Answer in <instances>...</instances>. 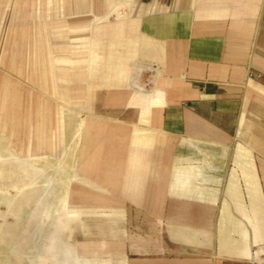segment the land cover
Here are the masks:
<instances>
[{
	"label": "crops",
	"instance_id": "1",
	"mask_svg": "<svg viewBox=\"0 0 264 264\" xmlns=\"http://www.w3.org/2000/svg\"><path fill=\"white\" fill-rule=\"evenodd\" d=\"M0 249L264 264V0H0Z\"/></svg>",
	"mask_w": 264,
	"mask_h": 264
},
{
	"label": "rangeland",
	"instance_id": "2",
	"mask_svg": "<svg viewBox=\"0 0 264 264\" xmlns=\"http://www.w3.org/2000/svg\"><path fill=\"white\" fill-rule=\"evenodd\" d=\"M1 250V249H0ZM1 259H2V261H6V262H1ZM9 259L10 258H3V257H0V264H14V263H11L10 261H9Z\"/></svg>",
	"mask_w": 264,
	"mask_h": 264
}]
</instances>
